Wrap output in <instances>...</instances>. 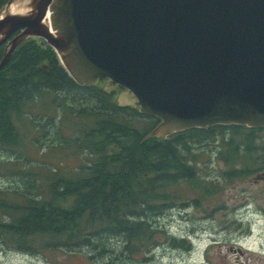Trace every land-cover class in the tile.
I'll return each instance as SVG.
<instances>
[{
  "label": "trees",
  "instance_id": "16d2710c",
  "mask_svg": "<svg viewBox=\"0 0 264 264\" xmlns=\"http://www.w3.org/2000/svg\"><path fill=\"white\" fill-rule=\"evenodd\" d=\"M5 1L0 0V7ZM60 94L84 103L77 110L65 108ZM42 95L51 106L57 101L63 112L86 118L84 128L67 139L71 153L62 158L72 156L80 163L68 172V163L62 162L27 169L18 167L17 159L0 162L4 174L22 182L0 188V246L8 250L36 254L49 248H88L90 257L99 256L102 264H133L139 256L148 260L145 256L160 237L171 247L189 249L187 239L169 235L156 219L188 205L207 214L219 208L214 206L222 186L199 174V157L221 161L225 183L264 170V128L214 125L175 132L164 140L148 137L151 123L135 127L142 115L118 106L112 91L76 84L51 48L35 39L13 52L0 69V148L18 151L25 161L31 157L21 151L25 146L18 141L15 120L33 123L24 104H39ZM204 142H216L210 155L194 147ZM30 148L35 150L32 141ZM111 239L115 244H109Z\"/></svg>",
  "mask_w": 264,
  "mask_h": 264
},
{
  "label": "water",
  "instance_id": "95a60500",
  "mask_svg": "<svg viewBox=\"0 0 264 264\" xmlns=\"http://www.w3.org/2000/svg\"><path fill=\"white\" fill-rule=\"evenodd\" d=\"M19 29L0 69L21 39L42 37L76 83L106 79L125 90L119 105L156 117L148 136L264 127V0H8L0 45Z\"/></svg>",
  "mask_w": 264,
  "mask_h": 264
},
{
  "label": "rangeland",
  "instance_id": "374dc122",
  "mask_svg": "<svg viewBox=\"0 0 264 264\" xmlns=\"http://www.w3.org/2000/svg\"><path fill=\"white\" fill-rule=\"evenodd\" d=\"M72 96L60 94V103L66 104L65 108L74 109L84 103L81 101L73 103ZM24 105L30 113L27 117L33 116V123L30 124L28 119H23L22 125L20 118L21 120H15V124L19 127L18 141L20 145L25 146L21 151L31 159L25 161L23 155H18L20 154L18 151L11 152L0 148V162L17 159L18 167L21 169L43 163L48 167H55L49 161L41 160V157L47 154L56 165L61 161L69 163V167L65 169L68 172L78 167L80 160L76 161L72 156H67L64 160L62 158L71 153V147L66 146L71 141L67 139H70L73 132L77 134L78 128H84L86 118L84 120L68 111L63 112V107L58 106L57 101L51 106L47 95L40 97L39 104L36 102L34 105ZM135 121V127L145 126L141 119ZM262 135L264 136V132ZM31 141L35 150L30 148ZM215 143L204 142L194 147L197 151L207 150L210 155ZM199 158V174L219 182L222 186L218 203L214 206L219 208L207 214L188 205L185 210L175 208L161 214L156 219L158 225L174 236L189 237L191 249L189 251L174 249L160 237L161 245L148 255L151 259L143 264H264V170L253 172L244 180L225 183L222 179L224 165L221 161L210 156L207 162L205 155ZM204 161L206 162L203 163ZM0 170V188H15L22 185L21 177L4 174L5 170ZM206 208L209 210L212 207ZM109 244H115L114 239H111ZM90 251L88 248L72 251L49 248L30 257L0 246V264H102L99 256L89 259ZM141 258L139 256L132 261L133 264H141L143 262ZM118 260L130 262L125 258Z\"/></svg>",
  "mask_w": 264,
  "mask_h": 264
},
{
  "label": "flooded vegetation",
  "instance_id": "af4514ba",
  "mask_svg": "<svg viewBox=\"0 0 264 264\" xmlns=\"http://www.w3.org/2000/svg\"><path fill=\"white\" fill-rule=\"evenodd\" d=\"M16 34H17V33H16ZM5 48H6V45H5V44L2 45V47H0L1 55H2V53L4 52ZM1 55H0V58H1ZM150 120H152V123H156V120H154V119H150ZM155 125H156V124H155Z\"/></svg>",
  "mask_w": 264,
  "mask_h": 264
}]
</instances>
